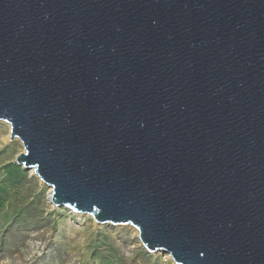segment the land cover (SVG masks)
<instances>
[{
  "label": "water",
  "instance_id": "1",
  "mask_svg": "<svg viewBox=\"0 0 264 264\" xmlns=\"http://www.w3.org/2000/svg\"><path fill=\"white\" fill-rule=\"evenodd\" d=\"M0 121L54 206L264 264V0H0Z\"/></svg>",
  "mask_w": 264,
  "mask_h": 264
},
{
  "label": "rangeland",
  "instance_id": "2",
  "mask_svg": "<svg viewBox=\"0 0 264 264\" xmlns=\"http://www.w3.org/2000/svg\"><path fill=\"white\" fill-rule=\"evenodd\" d=\"M10 133L0 121V264H175L164 251L149 253L130 225L52 207V189L17 164L24 147L6 142Z\"/></svg>",
  "mask_w": 264,
  "mask_h": 264
},
{
  "label": "bare ground",
  "instance_id": "3",
  "mask_svg": "<svg viewBox=\"0 0 264 264\" xmlns=\"http://www.w3.org/2000/svg\"><path fill=\"white\" fill-rule=\"evenodd\" d=\"M10 139H9V137H7V138H5V141L7 142V141H9ZM29 171H31V176L32 177H35V178H37V179H39V177L35 174V172H34V170L32 169V170H29ZM40 180V179H39ZM41 181V180H40ZM49 197V196H48ZM48 201H49V204L53 207V204H52V202H51V196L48 198Z\"/></svg>",
  "mask_w": 264,
  "mask_h": 264
}]
</instances>
